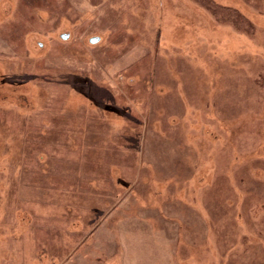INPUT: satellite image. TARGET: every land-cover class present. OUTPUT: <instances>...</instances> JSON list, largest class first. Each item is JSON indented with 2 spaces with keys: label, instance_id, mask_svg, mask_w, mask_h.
<instances>
[{
  "label": "rangeland",
  "instance_id": "374dc122",
  "mask_svg": "<svg viewBox=\"0 0 264 264\" xmlns=\"http://www.w3.org/2000/svg\"><path fill=\"white\" fill-rule=\"evenodd\" d=\"M146 249L264 264V0H0V264Z\"/></svg>",
  "mask_w": 264,
  "mask_h": 264
},
{
  "label": "crops",
  "instance_id": "0c3cea01",
  "mask_svg": "<svg viewBox=\"0 0 264 264\" xmlns=\"http://www.w3.org/2000/svg\"><path fill=\"white\" fill-rule=\"evenodd\" d=\"M99 252V257H95L98 258V260L94 261L95 264H156L155 263V257H154V253L150 250L148 251L146 249V251L143 252V261L142 263L138 262L137 260H132V259H136V255L137 252H133L132 250H124L122 251V256H120L121 254L118 253V250H114L112 253L110 252V254L112 255L113 253H115L112 256H109L106 253H102L101 251ZM88 253L85 252V258L91 259L92 253ZM103 255V256H102ZM120 257H122V259H125V262L120 261L119 259H121ZM83 263L85 264H94L91 261H87L84 260Z\"/></svg>",
  "mask_w": 264,
  "mask_h": 264
},
{
  "label": "water",
  "instance_id": "95a60500",
  "mask_svg": "<svg viewBox=\"0 0 264 264\" xmlns=\"http://www.w3.org/2000/svg\"><path fill=\"white\" fill-rule=\"evenodd\" d=\"M62 38L66 39L67 35H62ZM95 41H97V38H92L91 42L94 43Z\"/></svg>",
  "mask_w": 264,
  "mask_h": 264
}]
</instances>
